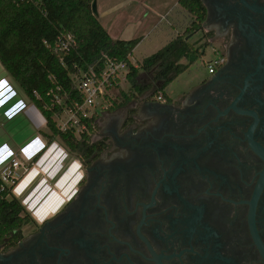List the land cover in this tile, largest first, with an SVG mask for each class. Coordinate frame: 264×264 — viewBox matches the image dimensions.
Segmentation results:
<instances>
[{
    "label": "flooded vegetation",
    "instance_id": "af4514ba",
    "mask_svg": "<svg viewBox=\"0 0 264 264\" xmlns=\"http://www.w3.org/2000/svg\"><path fill=\"white\" fill-rule=\"evenodd\" d=\"M202 3L219 67L62 131L75 190L6 237L0 264H264V0Z\"/></svg>",
    "mask_w": 264,
    "mask_h": 264
},
{
    "label": "trees",
    "instance_id": "16d2710c",
    "mask_svg": "<svg viewBox=\"0 0 264 264\" xmlns=\"http://www.w3.org/2000/svg\"><path fill=\"white\" fill-rule=\"evenodd\" d=\"M94 1L0 0V63L46 119L49 133L41 132V135L47 146L59 138L68 151L79 147L71 132H62L57 127L53 117L60 109L52 105L49 95L52 89L61 86L71 94V99L83 102L71 80L75 66L86 69L97 63L102 53L127 62L130 89L121 92L119 106L122 107L149 90L153 89L156 94V83L160 84L158 94L166 96V88L205 54L187 39L202 31L206 20L202 0H179L181 7L192 16L191 26L137 67L131 63L130 57L141 38L130 41L112 39L93 13ZM60 33L72 34L78 43L77 49L66 57L64 65L59 54L45 44L54 43ZM142 74L150 76L152 82H141ZM45 105L52 109L46 110ZM41 155L31 163H36ZM13 182L17 183L16 180ZM31 221V216L14 196L13 186H8L0 176V243L11 235L18 240L21 228Z\"/></svg>",
    "mask_w": 264,
    "mask_h": 264
},
{
    "label": "rangeland",
    "instance_id": "374dc122",
    "mask_svg": "<svg viewBox=\"0 0 264 264\" xmlns=\"http://www.w3.org/2000/svg\"><path fill=\"white\" fill-rule=\"evenodd\" d=\"M143 15L147 19H141L140 17L138 19L136 16L133 19H129L126 14H123L115 19L112 25H110V22L113 20L110 18L102 17L101 19L102 24L107 29L109 28L111 35L116 39L132 40L138 36L144 37V43L133 54L132 60L136 64L152 55L155 50L157 52L170 40V31H164L162 28L163 25H167L165 19L156 20L155 16L147 15L145 11ZM190 19L188 14L186 18H183V20H187L186 24L189 26H191V22L189 23ZM157 23L161 26L160 28ZM185 32L182 31L181 35ZM187 39L200 49V53L205 54L169 86L167 92L174 99L181 95L183 91L210 76L212 71L209 69L208 64L218 58L211 43L209 44V37L204 32L199 31ZM202 46H205V48H202ZM182 62L185 63L186 61L183 60ZM140 81L145 83L152 82L147 74H142ZM129 89L130 85L127 80L124 84V90ZM63 122L65 123V120ZM47 132L49 133V130ZM55 142L57 144L36 163H31L32 161L25 162L20 158L17 159L23 163L24 168H21L16 174V184L9 179L4 180L8 186H13L14 196L18 198L33 221H36L34 216H37L39 212L45 219L59 211L70 199L80 178L81 164L77 157L70 155L58 139ZM0 176L3 177V171ZM29 177L33 178L30 185L21 196H16L15 191L18 190L16 186ZM47 209L50 211H47Z\"/></svg>",
    "mask_w": 264,
    "mask_h": 264
},
{
    "label": "crops",
    "instance_id": "0c3cea01",
    "mask_svg": "<svg viewBox=\"0 0 264 264\" xmlns=\"http://www.w3.org/2000/svg\"><path fill=\"white\" fill-rule=\"evenodd\" d=\"M97 9L101 24L102 17L113 20L110 22L112 25L114 20L123 14H126L129 19H133L134 16L138 19L139 17L147 19L143 15L144 11L147 15L155 16L156 20L165 19L167 25H163L162 28L164 31H170V40L163 47L181 35L182 31L187 30L189 25L186 24L187 20H183L187 14L191 18L189 23L192 22V16L181 7L179 0H97ZM157 26H159L158 23ZM103 27L112 39L121 40L114 38L109 28L107 29L104 25ZM138 37L141 38V42L136 49L144 43V37ZM157 52L155 50L153 54ZM132 59L133 55L130 61L136 67L143 62L136 64ZM47 130V121L44 116L0 63V173L13 159L20 158L27 162L32 161L39 154H42L39 160L44 157L57 144L54 141L55 143L47 146L46 140L41 135V132H47ZM32 179L29 177L16 186L18 190L15 191V195L21 196ZM47 211L50 210L47 209ZM34 217L38 222L46 219H43L40 212Z\"/></svg>",
    "mask_w": 264,
    "mask_h": 264
},
{
    "label": "built area",
    "instance_id": "2783aa9c",
    "mask_svg": "<svg viewBox=\"0 0 264 264\" xmlns=\"http://www.w3.org/2000/svg\"><path fill=\"white\" fill-rule=\"evenodd\" d=\"M45 44L55 54H59L63 65L66 57L72 54L78 46L75 37L68 33H60L54 43L45 42ZM215 53L218 58L208 64L211 71L217 69L221 64L220 55L216 50ZM129 73L130 67L127 62L118 61L106 53H102L101 59L86 69L75 66L71 80L75 91L82 97L83 102L80 103L71 99V94L66 93L61 86L52 89L49 93L52 105L60 109V112H57L53 117L57 127L61 131L74 127L81 129L82 127L78 125L79 116L104 111L111 107H119L122 103L121 92L127 91L124 90V84L128 80ZM37 97L39 98V95ZM157 98L162 100L164 95L159 93ZM154 99L156 101V94ZM142 101L145 103L148 99L144 98ZM44 108L46 110L52 109L50 105H45ZM21 168H24L23 163L13 159L8 167L3 170L2 180L9 179L13 182Z\"/></svg>",
    "mask_w": 264,
    "mask_h": 264
},
{
    "label": "water",
    "instance_id": "95a60500",
    "mask_svg": "<svg viewBox=\"0 0 264 264\" xmlns=\"http://www.w3.org/2000/svg\"><path fill=\"white\" fill-rule=\"evenodd\" d=\"M202 1H203V0H202ZM92 10H93L94 15L98 16V11H97V0H95V1L93 2ZM203 28H206V22L203 24Z\"/></svg>",
    "mask_w": 264,
    "mask_h": 264
}]
</instances>
